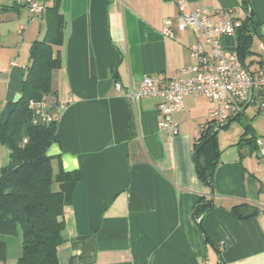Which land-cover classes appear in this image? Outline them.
Here are the masks:
<instances>
[{"label": "crops", "instance_id": "crops-1", "mask_svg": "<svg viewBox=\"0 0 264 264\" xmlns=\"http://www.w3.org/2000/svg\"><path fill=\"white\" fill-rule=\"evenodd\" d=\"M188 3L213 10L243 7L241 0ZM251 3L255 35L262 38L264 0ZM61 10L65 37L55 48L62 64L53 73L51 93L60 141L48 153L60 156L66 170H79L81 179L54 183L65 196L60 264H264V168L255 142L245 140L264 134L254 124L264 113L248 107L218 132L220 158L209 185L198 174L195 156L209 100L201 113L196 105L201 97L187 96L185 108L175 114L180 132L169 138L159 126L160 99L133 103L127 95L146 75L170 78L195 62L190 46L198 39L191 28H179L175 1L61 0ZM28 16L30 27L15 24L4 34L12 40H0V113L21 93L32 42L46 31L42 15L28 9ZM165 24L172 35L164 33ZM239 36L224 37L229 50H237ZM244 61L256 69L264 59ZM54 168L57 172V160ZM202 197L214 207L197 217ZM244 203L257 213L240 219L232 208ZM0 240L5 243L0 264H17L22 232L0 234Z\"/></svg>", "mask_w": 264, "mask_h": 264}, {"label": "trees", "instance_id": "trees-1", "mask_svg": "<svg viewBox=\"0 0 264 264\" xmlns=\"http://www.w3.org/2000/svg\"><path fill=\"white\" fill-rule=\"evenodd\" d=\"M241 1L249 12L253 10L252 0ZM17 6L16 2L14 5L0 4V13L16 10ZM46 8L41 14L46 31L43 38L34 40L30 47L31 63L21 84L22 97L17 102H10L14 109L5 124L2 123L3 110L0 113V141L7 144L10 158L6 166L0 167V234L22 232L24 250L17 264H60L58 251L66 240L63 234L65 196L54 188V183L81 179L79 170H66L60 156L48 153L49 147L60 141L57 133L59 120L36 124L29 107L31 99H39L44 93H54L53 73L62 64L61 52L55 48L63 44L65 37L66 18L61 10V0H50ZM248 17L240 28L237 48L243 59L250 52L258 30L254 15L250 20ZM229 123L221 129L227 128ZM246 126L245 134H248L251 127ZM221 129L214 130L208 126L195 143L197 171L209 185L215 182L220 158L217 140ZM245 140L255 142V137ZM55 160L58 162L57 172ZM213 207L212 199L202 197L195 207V215L198 217ZM232 209L240 219L257 213V207L246 203ZM4 245L0 240V255H5Z\"/></svg>", "mask_w": 264, "mask_h": 264}, {"label": "built area", "instance_id": "built-area-1", "mask_svg": "<svg viewBox=\"0 0 264 264\" xmlns=\"http://www.w3.org/2000/svg\"><path fill=\"white\" fill-rule=\"evenodd\" d=\"M15 1L26 6L33 16L44 13L49 5L47 0ZM174 1L179 28L184 31L191 28L198 39L190 46L195 62L179 68L170 78L146 75L139 87L128 92L130 100L136 103L143 98H159V126L167 131L169 138L180 132L175 114L185 108L187 96L195 99L206 97L211 103L207 121L200 125L201 132L208 126L214 130L221 129L251 105L264 113V62L251 69L237 50H229L224 43L225 36L240 32L243 20L233 15L234 10L229 8H191L188 0ZM164 33L172 35L169 24H165ZM120 87L118 83L117 88ZM56 103L49 92L39 99H31L29 107L33 112V122L40 124L59 120L60 115L53 110ZM255 144L259 162L264 168V134L255 137Z\"/></svg>", "mask_w": 264, "mask_h": 264}, {"label": "rangeland", "instance_id": "rangeland-1", "mask_svg": "<svg viewBox=\"0 0 264 264\" xmlns=\"http://www.w3.org/2000/svg\"><path fill=\"white\" fill-rule=\"evenodd\" d=\"M15 0H0V4H6V5H14L15 4ZM21 10V12L18 11H14L12 10L11 12L6 11V12H2L0 13V40L4 42V40H8L11 41L12 39H9L5 36H8L9 33V29L12 28V26H18L21 23L25 24V25H30L32 24L31 21V17L28 16V9L26 8V6H23L21 8H19ZM10 14H9V13ZM249 14V10H247L244 7L238 8L234 11L235 16L240 17L243 22L247 19ZM38 20V19H35ZM36 22V21H35ZM35 24V23H34ZM261 31L262 34H264V25L261 26ZM7 33V34H5ZM261 33V32H260ZM5 34V36H4ZM264 43V37H260L259 35H255V37L253 38L252 41V45H251V49L250 52L247 54V59L248 61L252 60V59H256V61L264 59V51L262 49V44ZM10 46H14L13 43L8 44ZM30 45V44H29ZM2 94V91L0 90V96ZM1 99V98H0ZM196 105L201 108L199 111L201 113H205V108H207L208 105V99L206 97H201L198 99V102L196 103ZM250 107H253V105H251ZM207 112V111H206ZM247 115L250 116V118L253 116V113L250 111H247ZM207 117V115H206ZM241 120L244 122H248L247 121V117L245 115L241 116ZM208 118V117H207ZM254 124L257 125L260 129L264 127V115H257L254 119ZM9 148L7 146V144L3 143L2 141H0V167L1 166H6L9 163Z\"/></svg>", "mask_w": 264, "mask_h": 264}, {"label": "water", "instance_id": "water-1", "mask_svg": "<svg viewBox=\"0 0 264 264\" xmlns=\"http://www.w3.org/2000/svg\"><path fill=\"white\" fill-rule=\"evenodd\" d=\"M246 1H251V0H246ZM253 15H254L253 14V10L250 9L248 19L250 20L253 17ZM21 97H22V94L21 93H17L15 95V97L13 98L12 102H17ZM13 109H14V105L12 103H8V104L5 105L4 110H3V115H2V123L3 124H5L8 121L9 116L11 114V111Z\"/></svg>", "mask_w": 264, "mask_h": 264}]
</instances>
